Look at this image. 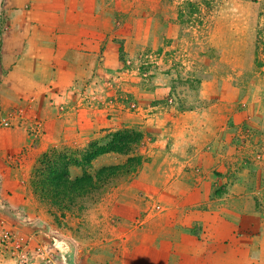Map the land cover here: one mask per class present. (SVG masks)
I'll use <instances>...</instances> for the list:
<instances>
[{
  "label": "rangeland",
  "instance_id": "374dc122",
  "mask_svg": "<svg viewBox=\"0 0 264 264\" xmlns=\"http://www.w3.org/2000/svg\"><path fill=\"white\" fill-rule=\"evenodd\" d=\"M83 8L44 54L27 38L41 19L0 5V264H134L127 239L163 213L194 215L190 238L198 214H228L235 244L203 235L225 238L212 264H263L264 0ZM7 45L45 65L9 71Z\"/></svg>",
  "mask_w": 264,
  "mask_h": 264
},
{
  "label": "crops",
  "instance_id": "0c3cea01",
  "mask_svg": "<svg viewBox=\"0 0 264 264\" xmlns=\"http://www.w3.org/2000/svg\"><path fill=\"white\" fill-rule=\"evenodd\" d=\"M89 1L90 0H0V5L4 6L8 11L16 8L20 9V7H22V9L29 8L28 12L30 14L33 13V17L41 19L38 22V28L36 30H28L27 38L32 40L31 49L33 51L37 49L39 52L47 54V47L52 46V48L55 49L56 44L63 39L61 31L58 29L60 25V13L66 9L83 10L85 2ZM71 4L73 6H71ZM58 14L59 18L57 16ZM55 16L57 17L56 19ZM48 19H52L53 21L46 23ZM80 37L87 38L84 35H80ZM46 43H50L51 46H47ZM33 44L34 48H32ZM28 48L30 49V47ZM3 52V59L6 64L5 68H9V71L13 73H32L28 65L29 63L32 67L35 66L36 68H39L40 65H45V60H40L39 58L46 57L39 53H26V56L14 53V55L11 56L8 45ZM51 56L53 57V54ZM23 61L26 64V68L23 67ZM179 214L180 219H175L172 213H163L155 216L149 223V235L145 238V242H143L144 239L136 242L135 236L127 239L126 246H129V251L128 254L122 255L123 259L127 256V260L134 261V264H212V260L220 256L217 246H220L221 241H225V233L227 230L230 231V238H227L230 241L228 245L231 246L232 243L235 244V242H237L235 237H232L233 233H231V230L236 227L237 222L233 221L231 224V222H226L222 218V216L227 218L228 214L213 213V216L210 217L212 218L211 221L208 220L209 215L207 217L206 213H203V216L198 214V218L200 220L202 219L200 223L198 221V226H203V231L201 232V237L197 238H190L191 232L193 231L192 227L195 225V216L193 215L191 217V213ZM220 228L225 230L220 233L219 231L216 232L217 229ZM214 233L216 235L221 234L225 238L211 239L208 242L205 236ZM204 234L206 235L203 236ZM251 235L252 233H248L247 239L244 241L246 242L245 250L247 258L250 257L249 252H252L255 248L253 245L254 243L250 245L253 240ZM124 249H126V247ZM213 249H217L218 251L215 252ZM212 251L213 253H211ZM255 251L258 252V259L264 264V247L258 246ZM261 252H263V255ZM69 254H74L72 249L69 250Z\"/></svg>",
  "mask_w": 264,
  "mask_h": 264
},
{
  "label": "trees",
  "instance_id": "16d2710c",
  "mask_svg": "<svg viewBox=\"0 0 264 264\" xmlns=\"http://www.w3.org/2000/svg\"><path fill=\"white\" fill-rule=\"evenodd\" d=\"M125 147H123V145L121 143H118V141L112 142L111 144H109L106 147L103 148H98L95 153L92 155V158L94 156L97 157L102 153H107V152H123L125 151Z\"/></svg>",
  "mask_w": 264,
  "mask_h": 264
},
{
  "label": "built area",
  "instance_id": "2783aa9c",
  "mask_svg": "<svg viewBox=\"0 0 264 264\" xmlns=\"http://www.w3.org/2000/svg\"><path fill=\"white\" fill-rule=\"evenodd\" d=\"M3 125L8 126L9 125L8 121L3 120Z\"/></svg>",
  "mask_w": 264,
  "mask_h": 264
}]
</instances>
